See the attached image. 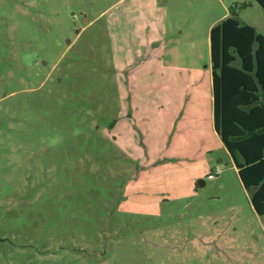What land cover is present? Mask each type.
<instances>
[{
  "label": "rangeland",
  "instance_id": "1",
  "mask_svg": "<svg viewBox=\"0 0 264 264\" xmlns=\"http://www.w3.org/2000/svg\"><path fill=\"white\" fill-rule=\"evenodd\" d=\"M229 10L264 35L255 0H0V264H264L212 125Z\"/></svg>",
  "mask_w": 264,
  "mask_h": 264
},
{
  "label": "trees",
  "instance_id": "2",
  "mask_svg": "<svg viewBox=\"0 0 264 264\" xmlns=\"http://www.w3.org/2000/svg\"><path fill=\"white\" fill-rule=\"evenodd\" d=\"M264 11V0H255ZM230 16L210 28L214 130L250 193L258 216L264 214V35ZM239 157V159H238Z\"/></svg>",
  "mask_w": 264,
  "mask_h": 264
},
{
  "label": "clouds",
  "instance_id": "3",
  "mask_svg": "<svg viewBox=\"0 0 264 264\" xmlns=\"http://www.w3.org/2000/svg\"><path fill=\"white\" fill-rule=\"evenodd\" d=\"M64 140H65V135L63 134V132L59 130L50 133L45 137H42V142H44L47 146L53 148L62 145Z\"/></svg>",
  "mask_w": 264,
  "mask_h": 264
},
{
  "label": "crops",
  "instance_id": "4",
  "mask_svg": "<svg viewBox=\"0 0 264 264\" xmlns=\"http://www.w3.org/2000/svg\"><path fill=\"white\" fill-rule=\"evenodd\" d=\"M192 89L191 93H190V97L188 99V101L185 102V105L190 104L191 106L194 105L196 106L197 104V97H198V87L197 85L194 87L193 89V83H191L190 86V90ZM211 101H212V84H211ZM188 108V106L186 107V109ZM212 125H213V129H214V121H213V106H212ZM215 131V130H214ZM203 182V181H201ZM204 185V182H203Z\"/></svg>",
  "mask_w": 264,
  "mask_h": 264
},
{
  "label": "built area",
  "instance_id": "5",
  "mask_svg": "<svg viewBox=\"0 0 264 264\" xmlns=\"http://www.w3.org/2000/svg\"><path fill=\"white\" fill-rule=\"evenodd\" d=\"M219 172H220L219 168L216 167L213 173H209V174L207 175V178H208V179H213L216 175L219 174Z\"/></svg>",
  "mask_w": 264,
  "mask_h": 264
},
{
  "label": "water",
  "instance_id": "6",
  "mask_svg": "<svg viewBox=\"0 0 264 264\" xmlns=\"http://www.w3.org/2000/svg\"><path fill=\"white\" fill-rule=\"evenodd\" d=\"M240 180V179H239ZM241 182V181H240ZM198 184L200 185V186H203V182H201V181H199L198 182ZM241 184H242V186H243V183L241 182ZM244 187V186H243Z\"/></svg>",
  "mask_w": 264,
  "mask_h": 264
}]
</instances>
